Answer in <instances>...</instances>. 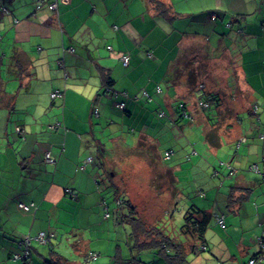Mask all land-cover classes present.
Returning <instances> with one entry per match:
<instances>
[{
  "label": "crops",
  "instance_id": "0c3cea01",
  "mask_svg": "<svg viewBox=\"0 0 264 264\" xmlns=\"http://www.w3.org/2000/svg\"><path fill=\"white\" fill-rule=\"evenodd\" d=\"M49 1L0 0V79L4 88L13 80L24 87H39L38 105H30L26 111L32 113L36 107L38 114L54 111L52 117L56 121L49 126L55 131L47 137V146L42 147L38 162L33 164V151L28 147L37 143L38 130H32L29 123L26 126L23 119L17 120L14 131L9 132L6 126L13 110L0 103V264H125L130 254L143 262L141 253L150 254L151 250L133 249L132 230L127 232L123 225L122 232L120 226L125 217L122 214L120 220L117 207L122 204L115 199L114 209H110L101 186H96L99 184L95 178L97 163L85 153L91 146L103 153V133L122 131L124 125L120 124L125 120L127 123L133 118H144L155 105L160 108L163 103L169 111L170 121L165 122V128L176 126L182 121L177 112L181 102L187 109L196 111L190 113L192 121L184 120L196 126L189 133L202 132L204 148L216 143L218 152L227 158L237 143L241 154L234 158L231 171L219 169L216 186L210 179L211 184L203 183L205 190L195 189L199 202L180 196L183 207L194 203L211 214L236 219L229 220L226 229L216 231L209 238L207 259L195 257L191 264H229L225 260L234 257L237 248L244 247V251L255 248L247 261L242 260L243 264L249 262L259 252L258 238L264 237V229L257 222V216L264 221V180L246 170L249 163L260 169L264 166L259 158L264 139L258 137L264 130V0H156L158 5L151 0H55V13L48 9ZM155 20L168 33H157L156 24L148 30L146 24ZM168 34L175 41L177 35L190 36L178 42L180 50L176 58L183 54L217 53L226 55L230 70L235 71L225 87L220 85L229 94L221 107L223 121L217 134L210 132L218 113L196 109L194 100L190 105L188 99H193L194 94L185 83L170 79L172 62L168 55H173L172 52L155 55L148 48L151 39L165 40ZM122 55L129 57L127 66L121 61ZM34 73H40L41 79ZM168 80L163 88L160 83ZM106 81L111 88L104 85ZM56 90L61 96L51 98L50 94ZM114 92H126L128 98L119 94L114 98ZM48 100L55 101L47 106ZM119 102H124L123 109L111 108ZM253 105L259 106L255 114L251 110ZM158 111L164 113L161 108ZM60 121L65 126L75 121L83 127L76 134V128L71 126V131L62 132ZM16 126L23 134L16 132ZM87 126L92 128L91 139L85 131ZM144 128L137 131L136 143L140 138L151 140L143 133ZM3 132L5 136L1 135ZM31 136L35 137L32 143ZM80 144L85 149L79 150V155H72ZM11 151L15 160H11ZM191 151L192 148L187 153L189 156L197 155ZM44 152L53 157V166L43 161ZM80 165L87 170L86 174L80 172ZM69 189L76 191V197L67 195ZM103 201L108 203L106 217ZM96 221L104 222L103 227ZM114 224L120 227L119 235ZM40 231L53 234V238L46 242L38 240ZM111 234L119 237L116 244ZM23 251L30 253V258H12Z\"/></svg>",
  "mask_w": 264,
  "mask_h": 264
},
{
  "label": "rangeland",
  "instance_id": "374dc122",
  "mask_svg": "<svg viewBox=\"0 0 264 264\" xmlns=\"http://www.w3.org/2000/svg\"><path fill=\"white\" fill-rule=\"evenodd\" d=\"M139 2L141 5H143L141 1ZM50 11L55 13L57 12V9ZM155 24L157 33H168L163 30L161 23H156V20L152 21L150 25L146 24V27L148 28V30L150 28L152 30ZM189 37V35H177V39L175 41L174 38L170 39L168 34V38L165 40H162V38H157L154 40L151 39V46H149L148 48L150 50H153L155 52V55L158 53L162 54L163 51H166L167 53L172 52L173 55H168L169 57H171L170 62H172L170 79H173L174 77L172 69L176 66L177 68H179L180 73L178 74V76L180 75L179 83L184 84L187 81V77H189L190 73L191 78L196 79V83L202 82L205 85L207 91H211L212 93L216 94H222V98L224 99V101L227 100L226 97L227 94H229V91L224 87L227 81L234 78L235 75V71L230 70L231 64L228 63L226 59L227 56L217 53L215 55L198 56H186L185 54H183L176 58L175 55L180 50L178 49V42L184 39H188ZM211 41L212 39L209 40V42L205 41V43H210ZM160 50L162 51L160 52ZM155 60L157 61V59ZM8 74L9 73H7V75ZM34 74L37 76L36 78L38 80L41 79V77L39 76L40 73ZM7 83L9 87L5 88V91L9 95L14 96V110L6 127H8L9 132H12L14 131L16 121H22L24 119L23 121L26 122V126L29 123L32 126V130H38L37 134L39 138L37 143L28 147L32 149H30V151H33L31 160L33 164H36L39 160L38 155L40 154V150H42V147L47 146V137L50 136V133H53L55 131L49 128V126L56 123L55 119L52 117L54 111L48 112L46 114H38V107H36V109H34L32 113H28L26 110L31 108L30 105H38L39 98L37 96V92L39 87H35L33 85L24 87L22 86V83H18L16 82V80ZM168 83L169 80L161 82L160 85L165 88L167 87ZM220 85H223L224 87H221ZM17 93L20 94L19 97H15ZM193 94V99H191L190 97L188 99L191 102L190 105L192 104L193 100L194 102H196V93L193 92ZM54 101L55 100H48L47 106L49 105V103H52ZM113 106L114 107H111L112 109L120 111L115 107V103H113ZM155 107L156 108L153 111H151L152 107H150L148 112L149 114L145 115L144 118H133L132 120L127 121V123L125 120L123 124H120V126L124 125V127H122V131L111 133L108 130V133H103V140L101 141L104 148L103 153H101L99 149L95 148L94 146H91V148L86 151L85 155L91 156V158H93L97 163V175L95 178H97L99 184H97L96 186L97 188L98 186H101L103 198H105L109 203L110 209H114V206L116 204L115 199H119L120 197L121 199L125 200V202L121 206L117 207L120 210L118 211V213H121L120 220H122V214L127 217L129 215V211H135L131 216L142 221V225H138L142 227L146 226L154 231H158L161 234H165L175 243V240H179L180 237L179 230L181 224L184 222V213L186 209V207L182 206L184 202L181 201L180 196H184V198H188L193 201H198V197H196L194 194L195 189L201 188L202 190H205V187H203L205 185L203 183L209 182L210 179L214 180V182L210 181L209 184H211L212 182L214 183V186H216V180L218 178L212 176L211 167L212 165H214L219 167L218 169H221L219 163L228 162L229 157L227 156L226 158L224 155H222L221 152H218V149H208L207 146H205L204 148V144L202 141L205 139L202 135V132L198 130V134L197 131L195 134H192L193 132L189 133V129H191L192 127L196 128V126H192L191 122L184 120L185 118L183 116H180V118H182V121H180L179 124L171 128H165V122L169 123L168 121H170L169 111L167 110V107L162 103V107L160 106V108L164 111L165 115L160 118L158 116V110L160 108L158 105H155ZM184 109L188 111L189 114H193L196 112L191 108L187 109L185 107ZM206 112H212L215 114L217 113L214 107H211ZM80 115H82L84 123L87 124L85 122L84 115ZM60 122L61 123L59 125L61 126L60 129L62 132H66V129L71 131L72 128H76V134L77 132H79L78 128L82 129L83 127L82 124H78L75 121H70V123L66 125L67 127L63 124L62 121ZM105 122L106 119L103 121V124ZM108 122L109 124H111L112 121L109 120ZM26 126L24 125L22 126V128L25 129ZM143 126L145 127L143 133H145L151 139L148 140V143H152L154 145V152L148 146L139 147L135 144V140H137L139 136L137 135V131ZM107 127L110 128L111 126L108 125ZM130 129L133 130L130 131ZM85 131L89 139H91L92 128L90 126H87ZM1 135L5 136V132L1 133ZM34 139L35 137L31 136L29 139L30 143L34 142ZM250 141L253 140H248V142ZM198 144L201 145L200 149H198ZM245 145L246 144L244 143V146ZM79 146L80 148L78 150L75 148V151L72 152V155H79L81 153H79V150L82 151V148L83 150L85 149V147L81 144ZM58 148H61V150H63L64 147L60 146ZM190 148L194 149L197 152V155H191L186 158V154L190 152ZM167 149L175 150V153L171 155L172 158L170 160L169 158H166L168 160L163 159L162 156L163 152ZM180 149L181 151L177 152ZM260 151L264 156V150L262 151L260 149ZM44 153L43 161H45ZM153 153H156L158 155L157 160H155L156 158ZM230 153L233 154V151L231 150ZM28 155L30 156V154ZM11 160H15V154L12 151ZM210 162H213V164H210ZM78 168L80 169V172L86 174L87 170L84 169L83 165L78 166ZM165 169H171L177 176L176 192L174 191L169 176L165 173ZM261 187L262 186L260 185L258 186L259 189ZM116 190L118 191V194ZM75 192L69 189L67 191V195L76 197ZM168 197L170 198L168 199ZM82 203L84 204V202ZM82 203L80 204L81 206H83ZM108 203L103 201L104 212H108L105 209ZM130 206L134 207V209L131 210ZM227 217L228 216H225L224 219L226 220ZM91 220L92 219H90V221ZM229 220L232 222L236 219L233 217H228L226 225H224V227H221L218 225L216 217L211 218L209 223V226L211 225V227L209 228L206 236L207 240H209L211 236L216 235V231L224 230L225 227H228V224H230L228 223ZM96 223L97 225L103 227L104 222L96 221ZM106 223H109L111 225L112 221H108ZM123 225L125 227V230L127 229V232H129L127 222L120 224L122 232ZM114 228L116 229L114 231L120 233L121 230L119 226H116L114 224ZM111 235L113 240H116V244L119 237L116 234ZM132 243L134 244L135 241ZM171 249L169 250L170 254L173 250ZM254 249L255 248H252V251H244V247L237 248L234 253L235 256L230 257L229 259L225 260V262L229 264H243L242 260L243 262L247 261ZM208 253L209 252H202L198 253L196 256L186 255L185 259L188 260L187 264H191V259L195 257L207 259L209 255ZM144 255H146V260L144 259ZM140 256L145 261L141 262V264H165L163 257L158 256L154 253H141ZM100 263L102 262L100 261ZM262 264H264V262H262Z\"/></svg>",
  "mask_w": 264,
  "mask_h": 264
},
{
  "label": "trees",
  "instance_id": "16d2710c",
  "mask_svg": "<svg viewBox=\"0 0 264 264\" xmlns=\"http://www.w3.org/2000/svg\"><path fill=\"white\" fill-rule=\"evenodd\" d=\"M50 1H53V0H50ZM151 1L155 2L158 5V2L156 0H151ZM71 50L73 51V49H71ZM172 72L174 74L172 81L179 83L180 82V75L178 76V74H180L179 68H177L176 66L173 67ZM18 76H22V73L18 72ZM104 85L106 87H110L108 85V82ZM185 85L187 86L188 91L190 93H193V92L196 93V102H194V107L196 109H199V110L205 111V112L207 110H209L211 107H214L216 109V112L218 113L217 114L218 117L215 118L216 122L213 123L215 125V127L213 125H211V132L210 133L217 134L218 127L222 123L221 121H223L221 118V116H222L221 107L224 104V99L222 98L223 95L212 93L211 91H207L204 84L196 83V79L191 78L190 73H189V77H187V81L185 82ZM123 93H125V95H123ZM112 94H114V98H117L118 94L121 96L123 95V98H125V99L128 98L127 97L128 95H126L127 94L126 92H121L118 94L114 92ZM198 101H202L205 104V107L199 106ZM1 102L4 103L3 105H5V107L8 110H11V111L14 110L13 109L14 97L12 95H9L5 91L3 81L0 79V103ZM179 104H182L183 107L185 108L184 103L181 102V103H178V105ZM252 108L253 109H251V110H252L253 114H255L258 112L259 106L253 105ZM177 112H178L179 117L182 116L181 112L178 108H177ZM223 116H225V114H223ZM207 118L209 119V116ZM15 130L17 133L23 134V130L19 126H16ZM261 140H263V139H261ZM212 144H213V141H212ZM136 145H138L139 147L148 146L150 149L153 150V152L155 151L154 145L152 143L149 144L148 141H146L144 138H140L137 141ZM209 146L211 148L216 149V147L218 145L215 143L213 145L209 144ZM238 149H239V146L237 145V143H235L234 151H233L234 155L230 154L228 162H220L219 163L220 168H225L227 171L232 170V162H233L234 158L241 156V154L239 155ZM263 150H264V148L262 149V151ZM166 152H169V151L167 150L163 153L164 158H165ZM171 152L172 153L170 154V156L168 158L171 157V155L173 154L174 151L171 150ZM191 154H197V152L194 149H192ZM153 155L156 158L155 160H157L158 155L156 153H153ZM189 155L190 154H187L186 158H188ZM262 158H264L263 155L260 157V160L263 163L264 160H262ZM253 165H255V164L249 163V165L246 167V170H248L249 172H252L254 174H258L256 171H254L251 168ZM218 168L219 167L212 165L211 174H212V176H215L216 178L219 179L218 175L220 172H219ZM165 173L169 176V178L172 182V186L174 188V191L176 192V187L174 186V184H175L174 172L171 169H165ZM262 179L264 180V177H262ZM221 184H222V180H220L219 185L221 186ZM117 194H118V191H117ZM201 197H202V195H201ZM117 200H120V204H123L125 202V200H123L121 198H119ZM130 209L132 210V209H134V207L130 206ZM134 212L135 211H129V215L127 217L124 216L125 217L124 221L127 222V225L130 229V232L132 230V235H133V238L135 241V243L133 244V249L136 252L137 251L141 252V251H145V250H151V253H154L158 256L163 257L165 264L166 263L167 264H187L188 260L185 259L186 255L196 256L198 253H202V252H209L210 253V249H209L210 245H209V242H208L206 236H207V232H208L209 228L211 227V225L209 226L211 218L216 217V221H217V218L221 216L223 218V224L225 225V219H224L225 214H217V215L215 214L214 215V214H211L209 211H204L202 209L197 208L194 203L193 204L191 203L185 209L184 222L181 224L180 230H179V232H180L179 240H175V243H174V241L171 240L167 235L161 234L158 231H154L149 227H146V226L142 227V226L138 225V224L142 225V223H141L142 221H140L137 218H133V216H131V215H133ZM256 215H259V214L256 212ZM257 217H258L257 222L259 225V226L258 225L257 226L261 227V229L263 230L264 229V221H260V216H257ZM218 225L221 226L220 223H218ZM224 225L221 227H224ZM40 232H43V231H40ZM47 234H49V233H47ZM259 239L261 240V247L259 248V252L254 254L251 257L250 260H253L252 264L260 263L256 260V258L260 255H263V253H264V237L260 236L258 238V240ZM258 240H257V242H258ZM169 247H171L173 250ZM170 249L172 250L171 254L169 253ZM93 256H94V254H93ZM12 258L13 259H19V258L20 259H28V258H30V253H26L25 251H23L22 254H20V255L19 254H13ZM141 262L142 261H140V260L138 261L137 258L133 257L132 254H130V257L125 260V264H139V263L141 264ZM245 264H249V262H247Z\"/></svg>",
  "mask_w": 264,
  "mask_h": 264
},
{
  "label": "built area",
  "instance_id": "2783aa9c",
  "mask_svg": "<svg viewBox=\"0 0 264 264\" xmlns=\"http://www.w3.org/2000/svg\"><path fill=\"white\" fill-rule=\"evenodd\" d=\"M47 7H48V9H50V10H56L57 7H56V2H55V0H53V1H49V2L47 3ZM69 51H70V50H69ZM71 51H72V50H71ZM121 61H122V63H123L124 66H127L128 63H129V57H128V55H122V56H121ZM160 91H161V90H160V87L157 86V87H156V92L159 93ZM143 94H144V95H147L146 92H143ZM123 95H125V93H123ZM123 95H122V96H123ZM60 96H61V93H60L59 91H57V90H56V91H53V92L50 94V97H51V98H57V97H60ZM198 105H199V106H202V107H205V104H204L202 101H198ZM115 106H116L117 108H119V109H123V107H124V102L116 103ZM178 109L180 110L181 115H182L184 118H187V119L190 120V121L193 120L192 117H191V114H189V113L184 109V107H183L182 104H179V105H178ZM94 114L97 115V111H96V109L94 110ZM163 115H164V113H163L162 111H159L158 116H159V117H162ZM258 137H259L260 139H264V130H263L261 133H259ZM171 153H172L171 151L166 152V153H165V158H168V157L170 156ZM44 159H45V161H46L47 163H50V164H53V163H54V159H53V157H52L49 153H45V155H44ZM88 160H91V159L88 158ZM262 160H264V159H262ZM251 168H252L254 171H256L261 177H264V166L262 167V169H260V168L255 164V165H253ZM21 207H23L25 210L29 209L28 206L21 205ZM106 213H107V212H105V214H106ZM106 216H108V214H106L105 217H106ZM217 222L220 223L221 226L224 225V224H223V218H222L221 216L217 218ZM36 237H37L38 240L43 241V242H46V241H49V240L53 237V234H47L46 232H39L38 235H37ZM258 246H259V248L261 247V240H260V239L258 240ZM25 252H27V251H25ZM256 260H257L258 262H262V261H264V253H263V255L258 256V257L256 258ZM252 262H253V260H250V261H249V264H252Z\"/></svg>",
  "mask_w": 264,
  "mask_h": 264
},
{
  "label": "water",
  "instance_id": "95a60500",
  "mask_svg": "<svg viewBox=\"0 0 264 264\" xmlns=\"http://www.w3.org/2000/svg\"><path fill=\"white\" fill-rule=\"evenodd\" d=\"M262 159H264V158H262Z\"/></svg>",
  "mask_w": 264,
  "mask_h": 264
}]
</instances>
